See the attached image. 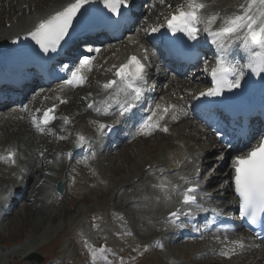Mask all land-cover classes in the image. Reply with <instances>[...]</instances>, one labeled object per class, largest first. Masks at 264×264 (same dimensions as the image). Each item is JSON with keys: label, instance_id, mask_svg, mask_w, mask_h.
Segmentation results:
<instances>
[{"label": "snow or ice", "instance_id": "6c2138e0", "mask_svg": "<svg viewBox=\"0 0 264 264\" xmlns=\"http://www.w3.org/2000/svg\"><path fill=\"white\" fill-rule=\"evenodd\" d=\"M98 2L110 14L105 15V22L109 25L118 26L121 20L113 19V17L123 18L126 15L125 10L130 8V0H98ZM159 2L164 3V0H159ZM94 3H97V0H73L62 10L39 20L23 39L30 38L45 54L57 52L61 42L64 41L65 37L69 35L70 29L73 28L74 21H77L78 17H86L90 11L88 6ZM207 7L208 4L205 0H186L185 5L179 6L171 17L166 19V25L152 26L143 29V31L146 33H159L161 28L166 26L173 35L180 33L187 36L191 41H197L201 31L212 37L211 42L220 54L219 62L209 72L208 62L205 60L204 70L209 72L214 87L201 91L199 96L220 97L224 95L226 90L232 91L241 87V82L245 78V69L256 75L264 74V0H243L237 6L236 11L225 16H221L216 12L205 15L204 10ZM218 19L222 21L221 27L214 30L213 26ZM201 25H203L202 28ZM20 41L21 37L16 36L13 43L18 44ZM234 49H241L246 54V63L241 64L239 61L233 62L228 59L229 53ZM94 51L99 54L101 49L95 48ZM145 51L147 50L145 49ZM94 59V56H84L79 61L78 66L70 70L68 78L60 86L61 90L65 85L79 87L86 83L88 78L85 75V70H91ZM112 68L115 69L114 78L101 85L105 95L99 101L92 100L87 104V107L93 109L99 115L124 117L137 107L144 96L145 86L148 82L147 66L141 59L133 55L126 63L119 66L113 65ZM109 70L111 71V69ZM60 102L66 103L63 99ZM113 106H115V111H112ZM54 107L36 110L39 115H34L32 120L39 132L47 130L51 133L49 125L57 118L54 115ZM24 110L27 111V108L25 107ZM170 111L172 113L171 118L176 120L178 118L177 111H179L176 105L162 107L157 104L155 110H152L147 119L140 124L137 134L150 136L155 130L168 132V127L166 125L162 126L160 121L164 120ZM62 119L65 124L70 123L68 117H62ZM110 128L111 126L108 124H99L101 132L110 130ZM59 139H65V137L60 136ZM88 142L83 134H79L76 139V147H83ZM15 156L16 152L10 149L7 156H0V161H10L15 164ZM151 168L150 165L149 170ZM232 168L234 170L232 179L235 193L240 198V216L250 223L256 224L261 217H264V136H261L257 146L252 147L246 154L234 157ZM181 180L186 185L179 192L182 197L181 206L170 212L165 220L169 224L175 223L181 216L194 215L193 207L197 210H203L197 201L198 180H190L187 177H181ZM157 187L161 191L169 193L180 186L169 187L168 182L162 179ZM166 198L170 200L171 196L168 195ZM213 211L217 210L213 209ZM230 243L234 247L222 251L221 255L230 258L231 255L235 254L236 247H245L242 240ZM157 244L163 247L159 242ZM110 251L106 245L99 248L91 247V264H112V261L108 258Z\"/></svg>", "mask_w": 264, "mask_h": 264}, {"label": "rangeland", "instance_id": "374dc122", "mask_svg": "<svg viewBox=\"0 0 264 264\" xmlns=\"http://www.w3.org/2000/svg\"><path fill=\"white\" fill-rule=\"evenodd\" d=\"M17 9H14V13L9 11L12 16ZM5 19L7 18L2 20ZM163 139L165 138L161 140ZM160 143L159 137L138 142L101 160V163L109 164L100 168V179L94 181L97 176L83 175L77 186L62 201L38 210L33 209L37 205L30 206L31 209H27L26 204L18 208L6 225L2 229L0 227V264H50L47 261L53 257L63 258L68 264H79L82 261L80 251L83 250V245L75 231L83 229L85 218L89 214L104 213L120 207V197L126 190L118 191L112 189V186L124 180L133 168L137 167V171L142 172L146 160L158 156L154 150ZM127 198L128 196L123 197V202ZM34 249H42L40 253L47 255V258L39 263L28 261L29 252ZM139 264H168V257L164 254H150ZM195 264L198 263L195 261Z\"/></svg>", "mask_w": 264, "mask_h": 264}, {"label": "bare ground", "instance_id": "6f19581e", "mask_svg": "<svg viewBox=\"0 0 264 264\" xmlns=\"http://www.w3.org/2000/svg\"><path fill=\"white\" fill-rule=\"evenodd\" d=\"M12 0V4H10V0H0V20H2L3 18H7L4 21H0V43H2L3 41H7L11 35H13L16 32L21 31L22 29L28 27L29 25H31L34 21H36V19L38 18L39 14H43V13H49L51 12L53 9L60 7L61 5H63L66 2H70L72 0H24L23 1V5L26 3V6H24L22 8V11H19V9H17V5L13 4ZM234 0H229V2L227 3V7H231L233 4ZM19 2V1H16ZM20 3H22V1H20ZM235 3V2H234ZM10 6L11 9H17L15 14L12 16L10 12H7V7ZM18 12V13H17ZM14 13V12H13ZM29 15V16H27ZM24 17L25 22H23L20 25L16 24V21H19L20 19H22ZM7 23H10V26H7ZM115 59H111L110 61H108L107 66L105 67V69L103 70L104 73H107L109 66L112 64V62ZM174 85V83H173ZM174 87V86H173ZM185 88L186 87H180V90L178 92V90H174L173 93H184L185 92ZM187 89H189V87H187ZM56 93H61L62 95L65 93L62 90H53L51 91L48 95H46L47 99H51V98H55ZM75 104L74 108L76 109L77 106H81V99L77 98L76 101L73 102ZM67 111H70L71 109L69 107H66ZM12 125H21L19 124L17 121H12ZM7 127V125H6ZM191 127L190 122L187 121L184 125L179 126L178 127V134H181L182 140L185 139H190L193 137H196L195 131L194 130H190L187 134H185V129ZM26 128V127H25ZM19 129L21 130L22 127L19 126ZM68 129H71L70 127H68ZM9 132V128L7 127V133ZM38 137V136H37ZM32 140V137H30ZM39 139H41L40 137H38ZM36 139V138H35ZM199 139V138H198ZM37 140V139H36ZM181 140V141H182ZM17 142H23L22 137L18 136L17 137ZM32 142V141H31ZM44 144H46V155L47 157H51L50 153L52 152V150H54V148L52 147V145L48 144L47 142H44ZM188 144V142H186V145ZM7 146L13 145V146H18V143L16 142H9L8 144L6 143ZM32 146H35V143L32 142ZM167 147L169 149L171 148H178V145L175 141H169L167 143ZM18 148H20L18 146ZM33 148V147H32ZM35 148V147H34ZM134 150V149H133ZM182 155L184 157H188V158H193L194 162L192 164H190L189 162H184L183 166H187V167H191L194 163H197L200 161V158L203 156L204 154V150H199L197 147L193 146V145H187L184 146V149L181 150ZM180 151L174 149V150H169L168 152H165V158H169L170 163H172L173 161H176V159L178 158ZM188 153V154H187ZM128 155V154H127ZM156 164V161L152 162V165ZM176 166V165H175ZM43 168H47V170L53 169L52 165L48 164L47 167H43ZM183 168V167H182ZM25 169L27 170V175H25L26 177H28V180L26 183H29V181H31V178H35L36 174L40 173L39 178H44V181L50 180V178L48 176H45V173L43 171L40 170V167L38 166L37 162H32L29 161L27 163H25ZM137 167L131 169L133 172L130 173V176L126 177L125 180H122L121 182L116 183L115 185H113V187H120V186H124L125 181H129L132 182L135 180V178H141L142 174L137 172ZM130 183H128L129 185ZM33 187H36V184L33 185ZM43 186L40 185L37 188H42ZM144 188V186H143ZM154 192V191H153ZM43 193V191H40L39 194ZM34 197L36 199V196L32 193L28 199ZM39 201V199H38ZM28 208H30V206H28ZM31 209V208H30ZM32 213V212H31ZM149 220H153L151 217L149 219H146L145 221L148 223ZM206 252L209 253V249H204ZM260 259L258 256H255L254 259L246 264H255L256 262H258ZM212 262H217L216 259L211 260ZM198 264H202V262H196Z\"/></svg>", "mask_w": 264, "mask_h": 264}]
</instances>
